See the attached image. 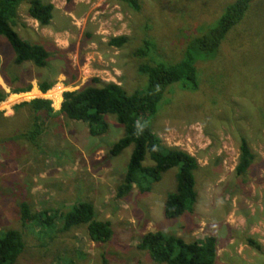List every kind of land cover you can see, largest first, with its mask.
<instances>
[{"label":"rangeland","instance_id":"1","mask_svg":"<svg viewBox=\"0 0 264 264\" xmlns=\"http://www.w3.org/2000/svg\"><path fill=\"white\" fill-rule=\"evenodd\" d=\"M42 1L55 6L51 23L40 25L22 3L15 30L49 51L45 67L15 64L14 49L0 37V87L8 95L0 108L12 105L9 113L0 110V230L15 228L24 235L16 264H160L138 247L151 231L189 242L215 236V264H264V0H252L217 55L197 60L198 87L185 80L170 85L150 117L165 146L183 149L199 162L195 210L176 219L166 218L164 208L177 190L178 167L163 173L148 193L135 186L117 197L133 145L117 156L110 152L125 133L115 115L104 116L108 130L99 136L83 121L53 117L37 148L18 138L29 112H15L25 101L13 97V90L27 83L35 90L41 81H51L53 90L43 95L55 99L60 93L63 101L62 90L82 89L98 77L130 94L144 91L149 76L140 67L180 62L189 41L209 32L235 0H140V12L118 0ZM122 35L128 37L123 47L109 45ZM145 41H150L149 54L136 55ZM52 103L59 111L61 104ZM242 137L256 158L238 176ZM144 165H154L149 155ZM23 201L35 213L55 215V226L23 224ZM82 201L94 204L98 219L112 223L111 240L94 242L86 225L60 231V213ZM250 238L261 249L251 246Z\"/></svg>","mask_w":264,"mask_h":264},{"label":"trees","instance_id":"2","mask_svg":"<svg viewBox=\"0 0 264 264\" xmlns=\"http://www.w3.org/2000/svg\"><path fill=\"white\" fill-rule=\"evenodd\" d=\"M136 12H140V0H118ZM27 3L28 14L40 25L48 26L53 19L54 4L42 0H0V37L4 36L11 44L16 54L15 64L22 65L27 61L38 67H45L50 58L49 51L41 44H31L22 38L15 30L19 21V7ZM252 0H235L230 3L217 24L209 32L191 39L186 47L185 57L174 65H143L141 72L149 76L148 86L144 91L128 93L116 82H105L98 77L79 90L63 93V101L59 111H55L49 99L36 98L15 106V112L27 109L28 121L25 122L19 139L29 142L39 148L41 136L47 127V121L58 115H63L72 121H83L89 126L93 136L103 135L108 130L104 119L107 114L115 115L118 122L124 126V136L111 148L112 155L121 154L133 145V152L123 181L118 185L117 197L127 196L136 186L141 193L152 190L153 184L161 181L163 173L178 167L177 190L168 195L165 203V217L176 219L185 212H194L198 200L195 171L199 168L198 159L191 153L171 148L163 144L162 139L150 125V117L157 113L159 103L167 88L175 83L186 81L197 88V60L200 57L217 55L222 42L235 26L244 20L250 11ZM128 42L125 35L112 37L110 46L123 47ZM140 48L136 55L147 56L150 41ZM8 83V81L6 80ZM188 84V83H187ZM10 86V85H9ZM54 86L51 81H41L39 90L46 93ZM27 87L14 88V93H24L32 89ZM7 93L0 87V102L7 98ZM3 116V113L0 112ZM11 118V117H9ZM24 116L22 118V122ZM154 165L145 166L147 156ZM256 154L245 137L241 138L240 156L236 166V174L242 176L252 166ZM23 224L39 222L42 226H55V215L47 211L35 213L28 202L20 205ZM61 232H68L75 227L87 226L89 236L94 242L106 243L114 235L112 223L96 217L93 203L82 201L72 210L60 213ZM251 246L261 249V244L255 239H248ZM148 250L153 261L160 264H215L217 259V238L209 236L205 239L186 241L184 238L162 231L148 232L138 246ZM25 248L24 235L21 230L11 228L0 230V264H16Z\"/></svg>","mask_w":264,"mask_h":264},{"label":"built area","instance_id":"3","mask_svg":"<svg viewBox=\"0 0 264 264\" xmlns=\"http://www.w3.org/2000/svg\"><path fill=\"white\" fill-rule=\"evenodd\" d=\"M35 89H37V90H34V88H33V89H31L30 91H28V92H24V93H15V94L13 95V97H15L16 99L19 98L18 100H19V102H21V101H31V100H33V99L39 98V97L36 96V93H40L41 95L44 94L43 92H41V91L39 90V88H35ZM51 90H53V89H50L49 92H50ZM62 93H64L63 90L61 91V95H62ZM48 96H49V95H48ZM48 96L43 95V96H41L40 98L49 99V100H51L52 102H54L55 99H53L51 96H49V97H48ZM61 97H62V96H61ZM61 103H62V101H61ZM61 103H60V104H61ZM11 106H12V105H9L8 107H5V108H0V110H1V111H4L5 109H8V112H7V113H9V110L12 109Z\"/></svg>","mask_w":264,"mask_h":264},{"label":"bare ground","instance_id":"4","mask_svg":"<svg viewBox=\"0 0 264 264\" xmlns=\"http://www.w3.org/2000/svg\"><path fill=\"white\" fill-rule=\"evenodd\" d=\"M35 90H36V89H35ZM54 93H55V92H54ZM55 101L57 102V105L60 104V102H61V96H60V93L56 94V96H55Z\"/></svg>","mask_w":264,"mask_h":264},{"label":"crops","instance_id":"5","mask_svg":"<svg viewBox=\"0 0 264 264\" xmlns=\"http://www.w3.org/2000/svg\"><path fill=\"white\" fill-rule=\"evenodd\" d=\"M27 12H28V9H27ZM37 21V20H36ZM38 22V21H37ZM39 23V22H38ZM20 25H22V23L20 24ZM42 43H44V41H42ZM1 77V76H0ZM1 80H3L2 78H1ZM30 83H27V84H25V85H22V87H27L28 85H29ZM18 86H21V85H18ZM11 87V86H10ZM33 87V86H32ZM37 90V89H36ZM14 95V94H13ZM12 95V96H13Z\"/></svg>","mask_w":264,"mask_h":264}]
</instances>
